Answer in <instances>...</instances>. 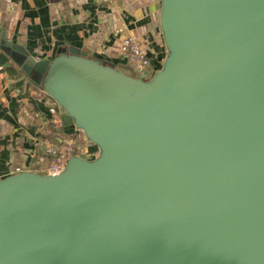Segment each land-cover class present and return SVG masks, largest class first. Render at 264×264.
<instances>
[{
    "label": "water",
    "instance_id": "water-1",
    "mask_svg": "<svg viewBox=\"0 0 264 264\" xmlns=\"http://www.w3.org/2000/svg\"><path fill=\"white\" fill-rule=\"evenodd\" d=\"M151 76L0 33L98 148L0 178V264H264V0H161Z\"/></svg>",
    "mask_w": 264,
    "mask_h": 264
},
{
    "label": "crops",
    "instance_id": "crops-1",
    "mask_svg": "<svg viewBox=\"0 0 264 264\" xmlns=\"http://www.w3.org/2000/svg\"><path fill=\"white\" fill-rule=\"evenodd\" d=\"M160 10L161 0H0V33L37 60L74 48L114 65L127 64L121 43L135 36L156 72L167 55ZM15 75L26 83L19 87ZM73 133L58 104L18 67H0V178L46 173L45 146Z\"/></svg>",
    "mask_w": 264,
    "mask_h": 264
},
{
    "label": "built area",
    "instance_id": "built-area-1",
    "mask_svg": "<svg viewBox=\"0 0 264 264\" xmlns=\"http://www.w3.org/2000/svg\"><path fill=\"white\" fill-rule=\"evenodd\" d=\"M96 1L105 3L108 0ZM121 50L127 64L133 66L140 74L151 76L155 72L141 38L135 36L124 38L121 43ZM77 141L79 139L76 133H73L71 138L52 142L45 146V154L49 159L46 173L57 174L61 172L71 156H82L88 159L96 157L94 151L89 149V141L84 136L80 141L81 144H78Z\"/></svg>",
    "mask_w": 264,
    "mask_h": 264
},
{
    "label": "rangeland",
    "instance_id": "rangeland-1",
    "mask_svg": "<svg viewBox=\"0 0 264 264\" xmlns=\"http://www.w3.org/2000/svg\"><path fill=\"white\" fill-rule=\"evenodd\" d=\"M72 128V130H74V133H76V135H77V137H78V139H79V141H77L78 142V144H81V142L80 141H82V139H83V133L81 132V131H79L78 129H76V128H74V127H71ZM84 138H86V137H84ZM88 146H89V149L90 150H93L94 151V153L97 155V153H98V148L94 145V144H92V143H88Z\"/></svg>",
    "mask_w": 264,
    "mask_h": 264
},
{
    "label": "trees",
    "instance_id": "trees-1",
    "mask_svg": "<svg viewBox=\"0 0 264 264\" xmlns=\"http://www.w3.org/2000/svg\"><path fill=\"white\" fill-rule=\"evenodd\" d=\"M11 70H12V71H16L15 68H11ZM15 76H17V80H19V82L17 83V85H19V87H20V86H23L24 83H26L24 80H20V79H19V77H21V75H15ZM57 141H59V140H55L54 142H57Z\"/></svg>",
    "mask_w": 264,
    "mask_h": 264
}]
</instances>
